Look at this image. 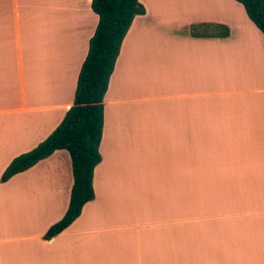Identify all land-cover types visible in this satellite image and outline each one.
Masks as SVG:
<instances>
[{
    "label": "crops",
    "instance_id": "crops-1",
    "mask_svg": "<svg viewBox=\"0 0 264 264\" xmlns=\"http://www.w3.org/2000/svg\"><path fill=\"white\" fill-rule=\"evenodd\" d=\"M91 4L92 0H0V184L3 188L16 183L43 164H49L51 173L65 166V189L70 196L58 221L68 210L74 185L67 151H56L5 183L1 178L16 157L45 141L73 106L79 73L99 23ZM189 4L186 8L160 6V17L176 29L223 25L229 29V37L195 38L190 34L173 38L175 47L160 53L172 73L161 68L160 74L149 79V73L143 74L132 60L133 45L151 42L141 30L151 20L145 7L146 13L135 18L122 43L104 98L95 199L50 241L44 235L51 226L42 235L12 239L9 227L0 225V264H70L66 254L63 259L60 256V249L66 248L61 247L62 239L78 242L76 249L81 252L83 246L97 248L115 234L124 239L118 241L123 251L132 248L133 253H147L150 260H138L121 251L123 258L110 264H177L178 255L170 262L163 259L160 251L165 247L170 249L169 257L180 251L191 253L192 264H264V35L235 0ZM213 135L234 145L237 141L238 148L230 153L215 152V180L206 185L201 184L199 166L208 153L214 156L213 149L208 150ZM162 144L170 150L162 152ZM226 155L234 158L230 166ZM169 166H174L170 172L175 170L171 181L165 175ZM227 168L239 172V177H232ZM152 178L175 181L169 186L174 192L170 203L175 206L166 212L184 215L182 225L189 223L193 228L190 248L177 245L170 235L164 237L166 244L162 238L153 240L152 229L144 234L142 229H126L130 227L126 220L134 219L129 216V203L135 189L143 197ZM53 179L57 181L58 176ZM38 196L31 194L28 205H37ZM164 199L168 203V197ZM122 200L125 202H119ZM137 203L144 210L145 198ZM145 211L150 214V206ZM96 234L103 238H85ZM206 235L208 246L200 241ZM31 241L37 242L29 245ZM188 261L179 258L178 263L190 264Z\"/></svg>",
    "mask_w": 264,
    "mask_h": 264
},
{
    "label": "rangeland",
    "instance_id": "rangeland-1",
    "mask_svg": "<svg viewBox=\"0 0 264 264\" xmlns=\"http://www.w3.org/2000/svg\"><path fill=\"white\" fill-rule=\"evenodd\" d=\"M195 1V6L197 5V0H188V3L186 4V0H140V3L148 9V11L151 12V20L149 24H145L142 26L141 30L148 39L151 40V42L147 41V46H140L136 43V45L132 46V57L133 63L139 67V70L143 71V74L149 73L151 78L157 73L158 71L162 70L165 72H168V75L172 73L173 69L169 66L167 60H165V57L161 58L160 53L162 49H169L171 47H175V40L173 41V38H180V37H189L190 31L192 26H185L184 28H171L169 21L165 22L160 17V6L162 7H183L186 8L189 4L193 3ZM216 1V0H215ZM218 1V0H217ZM172 16H175V14H171ZM179 15V14H178ZM170 17V16H167ZM162 20V21H161ZM194 26V25H193ZM141 57L142 59H139ZM131 62V61H130ZM132 63V62H131ZM141 72V71H140ZM165 74V73H164ZM139 75V74H138ZM164 78L166 76H163ZM175 78V77H174ZM213 135L211 137V140H209V148L213 149L214 156H212L210 153H208L205 157H203V164L199 166L200 169V176H201V184L203 182H206L209 184V182L213 183L215 180L214 173V163L215 161V152H220L221 150H227L230 152L233 151V148L236 147L237 141L235 142L236 145L231 140H228V143L226 140ZM42 143V142H41ZM37 147V146H36ZM144 147H147V144H145L142 149L144 150ZM170 149H167V144H162L161 151H169ZM212 151V150H211ZM170 153H174V151H170ZM228 153V154H229ZM230 166L234 158L230 157V155H226L225 158ZM223 164H225L223 162ZM49 164H43L41 167L37 169V171L30 173L24 177L19 178L16 183H9L7 187H1L0 184V225H7L9 227L8 235L15 239L19 236L29 237L26 235L32 234V235H42L45 231L47 226H53L55 223L58 222L60 219L61 213H63V209L66 205L67 199H69V196L67 194V174L65 173V166H61V169L59 172L51 173L48 169ZM226 165V164H225ZM236 165V164H235ZM1 167V164H0ZM174 166L168 167V173L165 175H170V181L174 178L175 170L173 169L171 172L169 171L170 168ZM238 170V169H237ZM203 172V176L201 173ZM211 172V173H210ZM227 172H230V170L227 168ZM233 172V168L231 169V176L232 177H239V172H236V170ZM153 173H156L153 170ZM210 173V176H209ZM58 176L57 181L53 179L54 176ZM235 175V176H234ZM237 175V176H236ZM1 177V174H0ZM186 178H184L185 182ZM168 182V181H167ZM149 183V182H148ZM148 183L147 186H148ZM151 187L147 189L145 195L141 198H139V190L135 189V197L134 199H130L129 207H130V214L129 216H133L134 219L126 220L127 224L130 226L126 229H142L141 233L144 234V232L150 233L149 230L152 229V234L154 236L152 237L153 240H157L159 238L164 239V243L166 244V235H170V239L177 242V245H182L184 248H190L192 244L194 243L193 239L191 240L190 235L191 232H193V228L191 229L190 224L185 223L182 225L181 218L184 217V215H174L172 213H167V210H171L173 206H175V203H170V197L172 195L171 191L173 188H169L170 184L171 186L175 184L174 182L170 183H164V180L161 182L155 178H152L150 180ZM215 183V182H214ZM187 184V183H186ZM185 184V185H186ZM210 185V184H209ZM3 186V185H2ZM187 186H191V184H188ZM211 186L214 187L212 184ZM149 187V186H148ZM205 190H209V186L203 185ZM138 191V192H137ZM173 192V191H172ZM39 193L38 196V204L37 205H28L31 194ZM57 193V194H55ZM174 193V192H173ZM165 197H168V203H165ZM146 200V205L150 206L151 212L149 214L142 208L139 207L138 203L140 200ZM204 199L208 200V196H204ZM49 200V201H48ZM135 200V203H134ZM210 200L214 202V197L210 196ZM188 202H192V197L187 200ZM119 202H125V201H119ZM150 203V205H149ZM212 206H214L212 204ZM143 213H146V216H141ZM171 219V220H169ZM99 223V222H96ZM20 225L23 226V228L20 227ZM93 225V224H92ZM116 225V220L115 224ZM134 226V227H133ZM92 227V226H91ZM98 227V226H96ZM217 229V227H214ZM106 236V235H105ZM101 237L103 238L102 234H96V235H90L86 236L85 238H97ZM201 237V236H199ZM100 238V239H101ZM106 238V237H105ZM254 238V236H252ZM209 237L206 235L205 238H201V243L206 242L205 245H209L208 241ZM123 241L124 239L119 237L117 234L111 236L110 238L105 239L106 243H103L99 247H88L86 249L85 246H83L82 251L80 252L79 249H76V246H79L78 242L72 241L71 238L62 239L61 241V247L65 245L66 248H61L60 250V256L63 259V256L66 254V260L70 262V264H110L116 261H119L123 258V252L128 254L129 256H132V254L135 256V259L141 260L148 259L147 253L139 252L136 250L135 253H133L132 248H129L125 251H123V248H120L118 246V241ZM116 241V243H115ZM220 242V240H218ZM37 241H31L28 244L33 245ZM153 241L152 243H154ZM174 242V243H175ZM138 244L139 242L136 241ZM143 243V242H142ZM146 243V241H145ZM161 243V242H160ZM191 245H187L190 244ZM147 244V243H146ZM171 244L170 242L168 243ZM167 245V246H169ZM146 247V246H145ZM149 248V247H146ZM207 248V247H206ZM160 251L161 254L164 255V260L166 262L172 261V258L175 257V260H178L177 264L180 259L189 260L188 262H191L190 255L191 253H182L181 251L179 254H173L169 257L170 253L167 247L161 248ZM123 251V252H121ZM206 253L207 250L205 249ZM180 254H183V257L180 256ZM150 260V259H148ZM204 261L203 259H201ZM171 264V263H170ZM176 264V263H174ZM198 264V263H196ZM202 264V263H201Z\"/></svg>",
    "mask_w": 264,
    "mask_h": 264
},
{
    "label": "trees",
    "instance_id": "trees-1",
    "mask_svg": "<svg viewBox=\"0 0 264 264\" xmlns=\"http://www.w3.org/2000/svg\"><path fill=\"white\" fill-rule=\"evenodd\" d=\"M235 1L264 35V0ZM91 8L99 23L79 73L73 106L56 130L36 148L16 157L1 178L5 183L56 151L69 153L74 175L69 207L46 232V241L68 229L81 216L84 206L95 199L94 172L102 160L104 98L122 43L135 18L146 13L139 0H92ZM190 34L195 38H226L230 31L223 25L200 24L192 26Z\"/></svg>",
    "mask_w": 264,
    "mask_h": 264
}]
</instances>
